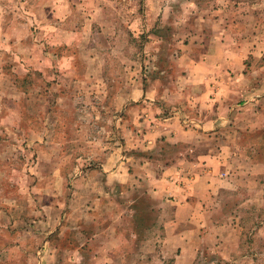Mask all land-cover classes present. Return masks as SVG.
Masks as SVG:
<instances>
[{
    "label": "rangeland",
    "instance_id": "rangeland-1",
    "mask_svg": "<svg viewBox=\"0 0 264 264\" xmlns=\"http://www.w3.org/2000/svg\"><path fill=\"white\" fill-rule=\"evenodd\" d=\"M202 50L210 93L234 96L235 74L263 88L264 0H0V264H264V130L233 142L229 115L227 143L200 142L242 170L215 183L206 224L204 208L169 225L175 200L155 206L140 172L126 94L190 90ZM122 155L133 169L109 181Z\"/></svg>",
    "mask_w": 264,
    "mask_h": 264
},
{
    "label": "crops",
    "instance_id": "crops-1",
    "mask_svg": "<svg viewBox=\"0 0 264 264\" xmlns=\"http://www.w3.org/2000/svg\"><path fill=\"white\" fill-rule=\"evenodd\" d=\"M204 48L205 45H203ZM194 53L191 52V56L187 58L188 61L184 63L187 71L186 83L193 84L190 90L186 91L184 87L178 88L174 94H171L172 96H167L165 90L158 92L157 89L141 86L134 93L126 94L127 100L132 102V106L127 108L131 115L132 130H135L133 141L139 148L137 151L146 155V158L141 159L140 167L142 178L147 183L146 189L155 198L156 203L158 201V205L155 204V206H163L165 204L162 202L163 198L167 201L173 197L175 200L176 216L175 218L168 216L169 225L185 222L183 219H178L179 211L182 210H186L185 214L190 223L197 222L198 216L204 215L203 212L201 213L204 208L206 224L209 219L206 216V210L210 209L207 200L217 191L215 183L228 185L230 181L235 182V173L242 171L239 169L238 172H234L237 168H233L230 173L228 158L223 154L205 152L200 142H203L205 137L216 136L222 143H227L222 128L230 125L231 121L226 120L229 115L236 117L232 125L233 142L237 141L242 130L249 129L253 134L264 130V118H261L264 109V87H259L254 82L256 77L253 81H248L243 74L241 76L235 74L238 78L233 83L234 96L230 93L225 95L224 93L227 92L222 91L223 89L217 90L216 93L211 92V95L209 88L205 89V50H202L199 55ZM185 100L189 109H185ZM205 100L212 103L205 106ZM169 108L171 110L168 114L162 113ZM182 112L187 113V115L184 114L187 119L183 118ZM246 115L250 119L249 127L240 126L242 121L247 119ZM165 142L177 144L181 149L178 147L173 155H167L160 148L158 158L150 159V155L154 153L159 143ZM229 159L231 160V157ZM118 160L120 164L104 169L109 181L113 180L112 176H120V170H124L122 166L128 164L127 171L133 169L129 167L132 157L128 156L125 161V156L122 155L118 157ZM184 168H188L190 172L187 175L191 174L187 187L183 184L181 186L177 181L178 172L183 173ZM243 175L247 173L243 172L240 177L242 178ZM261 191H264V186L261 187ZM114 235L113 231L112 237ZM114 240L115 238L111 242L112 245L116 244ZM44 253H49V250L41 249L38 255Z\"/></svg>",
    "mask_w": 264,
    "mask_h": 264
}]
</instances>
